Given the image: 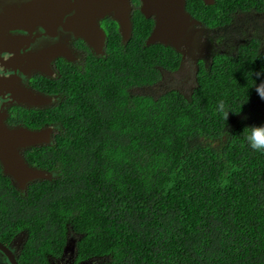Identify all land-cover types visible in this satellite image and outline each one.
Wrapping results in <instances>:
<instances>
[{
    "label": "trees",
    "instance_id": "1",
    "mask_svg": "<svg viewBox=\"0 0 264 264\" xmlns=\"http://www.w3.org/2000/svg\"><path fill=\"white\" fill-rule=\"evenodd\" d=\"M187 10L221 31L264 16V0H188ZM154 26L138 12L124 43L114 22L105 55L58 82L65 99L30 120L58 134L26 154L52 180L22 192L0 177V240L27 236L19 264H52L70 238L78 261L98 264H264V153L246 141L264 125V41L201 61L189 97L155 93L182 54L147 45Z\"/></svg>",
    "mask_w": 264,
    "mask_h": 264
},
{
    "label": "flooded vegetation",
    "instance_id": "2",
    "mask_svg": "<svg viewBox=\"0 0 264 264\" xmlns=\"http://www.w3.org/2000/svg\"><path fill=\"white\" fill-rule=\"evenodd\" d=\"M78 1L0 0V127L34 129L30 125L34 113L54 108L66 97V93L56 89V84L69 76L70 72L84 70L93 58L105 55L109 28L114 22L117 24L118 22L111 15L99 19L100 27L107 37L104 54L98 55L87 40L77 33L76 27L72 26L79 14ZM131 1L133 20L138 12L142 13V2ZM5 15H12V20H7ZM184 69H190V58L181 59L180 66L175 71L164 70L161 81L153 87L154 92L162 93L160 87L166 84L169 89L163 93L178 90L171 83L173 76L180 74ZM186 73L188 74V71ZM196 81L197 73H195ZM20 89L40 93L44 97L51 98L52 101L43 106H29L19 99ZM136 91L142 93L141 89ZM46 126L57 128L53 124ZM30 149L32 148L24 151L25 156ZM1 176L10 178L4 174V167L0 161ZM10 181L17 188L12 179ZM20 237L21 243H16ZM26 238V234L22 232L9 244L0 241L16 255L18 260ZM70 253L55 258L52 264L85 262L78 261L76 256ZM0 257L4 258L6 264H10L1 250Z\"/></svg>",
    "mask_w": 264,
    "mask_h": 264
},
{
    "label": "water",
    "instance_id": "3",
    "mask_svg": "<svg viewBox=\"0 0 264 264\" xmlns=\"http://www.w3.org/2000/svg\"><path fill=\"white\" fill-rule=\"evenodd\" d=\"M187 1L141 0V12L146 18H153L155 21L154 29L146 41L147 45L160 43L171 46L182 54L183 60L193 53L196 38L203 31L204 26L187 10ZM78 2L79 14L72 26L76 27L77 33L87 40L98 55L104 54L106 45L107 35L99 24V19L105 15H111L118 22L124 43L130 41L133 32L131 0H79ZM204 2L213 5L215 0H204ZM11 16L4 17L11 21ZM18 96L22 103H27L29 106H43L52 101L51 98L26 89H20ZM57 134L58 129L53 126L40 129L0 127V161L4 167V174L12 179L20 191H27L31 183L54 178L52 172L32 166L27 161L24 151L28 148L50 145ZM21 241L20 237L16 243ZM75 243L76 240L70 238L64 253H75ZM0 250L7 256L10 264H19L16 255L1 241Z\"/></svg>",
    "mask_w": 264,
    "mask_h": 264
},
{
    "label": "rangeland",
    "instance_id": "4",
    "mask_svg": "<svg viewBox=\"0 0 264 264\" xmlns=\"http://www.w3.org/2000/svg\"><path fill=\"white\" fill-rule=\"evenodd\" d=\"M253 36L259 37L264 41V16L255 14L241 16L233 26L221 31L204 27L196 38V46L193 48V53L187 57V59L190 58V69H184L180 74L173 76L171 84L189 97L194 90L195 73H197L201 61L208 64L217 51L232 50ZM186 71H188V74ZM168 89L169 86L167 84L160 87L162 93ZM100 262V259H94L79 264H98ZM0 264H6L3 257H0ZM73 264H77V262Z\"/></svg>",
    "mask_w": 264,
    "mask_h": 264
},
{
    "label": "clouds",
    "instance_id": "5",
    "mask_svg": "<svg viewBox=\"0 0 264 264\" xmlns=\"http://www.w3.org/2000/svg\"><path fill=\"white\" fill-rule=\"evenodd\" d=\"M260 96L264 99V94H260ZM217 110L224 113L225 117L229 114L224 101L218 102ZM246 141L250 149L264 153V125H261L260 127L253 126L252 131L246 134Z\"/></svg>",
    "mask_w": 264,
    "mask_h": 264
}]
</instances>
